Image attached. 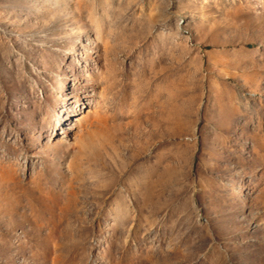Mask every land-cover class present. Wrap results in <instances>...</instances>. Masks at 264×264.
<instances>
[{"label": "rangeland", "instance_id": "374dc122", "mask_svg": "<svg viewBox=\"0 0 264 264\" xmlns=\"http://www.w3.org/2000/svg\"><path fill=\"white\" fill-rule=\"evenodd\" d=\"M0 264H264V0H0Z\"/></svg>", "mask_w": 264, "mask_h": 264}]
</instances>
